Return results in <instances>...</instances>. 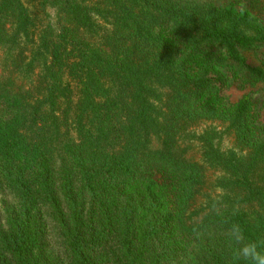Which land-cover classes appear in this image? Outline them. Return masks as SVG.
<instances>
[{
    "label": "trees",
    "instance_id": "obj_1",
    "mask_svg": "<svg viewBox=\"0 0 264 264\" xmlns=\"http://www.w3.org/2000/svg\"><path fill=\"white\" fill-rule=\"evenodd\" d=\"M262 51L211 0H0V264H229L219 193L264 239Z\"/></svg>",
    "mask_w": 264,
    "mask_h": 264
},
{
    "label": "clouds",
    "instance_id": "obj_2",
    "mask_svg": "<svg viewBox=\"0 0 264 264\" xmlns=\"http://www.w3.org/2000/svg\"><path fill=\"white\" fill-rule=\"evenodd\" d=\"M222 195V193H219L212 196L210 210L220 216L223 224L226 225L223 235L231 248L229 264H264V239H249L238 222L224 217V213L219 206ZM193 234L197 239L202 235L198 228H194Z\"/></svg>",
    "mask_w": 264,
    "mask_h": 264
},
{
    "label": "rangeland",
    "instance_id": "obj_3",
    "mask_svg": "<svg viewBox=\"0 0 264 264\" xmlns=\"http://www.w3.org/2000/svg\"><path fill=\"white\" fill-rule=\"evenodd\" d=\"M214 4L218 6H226V5H232L237 10H248L255 16H257L259 19L264 21V0H211ZM31 9H35V4L32 2L30 5ZM264 53V51H262ZM258 59L259 57L252 58V61L254 59ZM261 56L260 59H263ZM255 59V60H256ZM228 76V82L232 84L229 88V90L226 91V97L229 98V100L236 99L240 97L243 93V84L241 82H238L237 79H235L234 76L229 72L227 73ZM228 95V96H227ZM251 101H252V108L254 110V118L255 123L257 126V130H260L264 127V88H258L254 89L249 93Z\"/></svg>",
    "mask_w": 264,
    "mask_h": 264
}]
</instances>
